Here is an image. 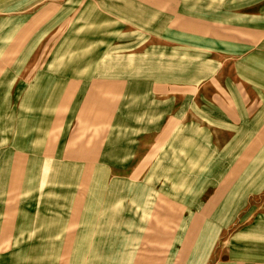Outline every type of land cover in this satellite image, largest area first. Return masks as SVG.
I'll return each instance as SVG.
<instances>
[{
    "label": "crops",
    "instance_id": "0c3cea01",
    "mask_svg": "<svg viewBox=\"0 0 264 264\" xmlns=\"http://www.w3.org/2000/svg\"><path fill=\"white\" fill-rule=\"evenodd\" d=\"M122 1L123 5L117 7V17L114 18L91 12L92 5L83 10L79 21H85V33L92 37L108 32L139 35V41L127 45L134 48L121 49H133L134 53L127 57L138 61L140 67L142 62L148 68L155 66L157 57L163 55L173 60V54L175 57L181 51H191L186 54L189 63L184 65L197 69L191 76L181 77L177 82H172L171 77L168 85L171 84L172 88L167 90L164 104L166 111L159 110L161 103L152 87L145 91L137 89L133 95L135 99L149 95L150 105L144 112L140 108L133 112V124L115 125L119 126L118 129L125 128V134L120 136L122 141H119L124 147L121 158H135V161L138 158H145L144 161L148 158L150 161L152 158H202L206 164L203 172L196 171L200 174H196V178L208 180L197 185L194 193L200 196L203 211L236 212L231 214L233 221L235 218L242 220L244 214L239 212H254L255 216L225 242H222L226 238L223 235L225 225L216 219L214 234L199 236L204 242L213 244L211 251L204 252L201 257L206 260L203 264H264V0ZM22 2L30 0H0V12H10L0 16V85L16 82L24 72L18 63L25 60L31 47L34 51L41 49V13L31 23L28 16H13L14 7H19L15 3ZM218 2L227 3L228 9L222 11L213 5L207 12V7ZM68 12L64 17L70 19L74 12L72 8ZM73 22L76 24V16ZM60 23L45 26L43 34L58 31L66 24ZM35 34L39 41L33 47L30 39ZM143 35H150L148 43L141 42ZM90 41L92 45L96 42ZM179 41L183 45L175 44ZM66 48L52 62L56 70L54 74L59 75L60 86L56 85L61 89L68 82L72 100L77 95L78 65L83 61L79 63V49L75 44L70 43ZM121 49L119 53L123 52ZM86 56L85 80L93 82L91 95L87 90L81 91L87 99H93V91L98 88L94 79H112L127 73L123 55L119 54L109 64L105 55L100 54L96 59H92L93 55ZM181 58L178 59L180 64L173 65L183 67ZM173 65L167 63V66ZM101 88L106 87L102 85ZM10 90L12 88L7 92ZM21 92L20 89L17 95ZM105 95H96L95 98ZM10 96L15 97L14 94ZM3 97L8 96L0 94V98ZM59 97L65 98V95ZM73 105L75 112L68 114L71 124L74 119L77 124L69 138L62 135L66 118H55L63 124H55L49 137L41 128V197L32 208L38 212V218L31 219L36 213L31 214L30 203L22 210L25 216H29L27 218L14 217L8 205L0 209V216H5L0 220V264H77L78 228L83 219L86 225L93 227L96 210L99 215L95 223L104 224V210L110 209L108 186L101 188L99 202L96 193L94 206L95 192L88 185L78 189V183L72 182V176H69V163H73L76 178V158H85L84 162L98 158L97 149L100 148L104 151L101 158L110 155V112L106 106H102V110L96 105L93 108L86 100L78 114V104ZM60 111V116H67L65 108L61 107ZM165 114V124H162L160 121ZM146 115L149 120L143 126ZM60 139L64 152L58 156L54 152ZM58 158L66 164L62 174L54 171ZM190 171L194 172L191 167ZM87 173L93 180V172ZM109 178L110 168L102 174L103 184L104 180L108 183ZM91 233L87 258L94 255Z\"/></svg>",
    "mask_w": 264,
    "mask_h": 264
},
{
    "label": "rangeland",
    "instance_id": "374dc122",
    "mask_svg": "<svg viewBox=\"0 0 264 264\" xmlns=\"http://www.w3.org/2000/svg\"><path fill=\"white\" fill-rule=\"evenodd\" d=\"M88 1L30 0L28 3H15L19 7H14L13 16H28L30 23L41 13L42 29L45 26L52 27L59 24V21H61L60 24L64 22L66 24L62 25L63 29L61 26V29L49 34H43L44 30L41 29V49L34 51L31 47L25 60L18 63L21 66L20 69L24 68L23 74L13 84L0 85V94L8 96L0 98V209L8 205L13 210L14 217L27 218L29 216H25L22 210L30 203L31 214L36 213V216H31V219L38 218V212L33 211L32 208L41 197L39 196L41 192V128L45 129L49 137V132L54 131L55 124L58 126L63 124L55 121V118H66L62 135L69 138L70 133L76 129L77 120L74 119L71 124L68 112H75L72 108L73 104L77 103L79 114L88 100V105L93 108L96 105L98 110H102V106L109 109L110 155L106 156L107 158H101L104 151L100 148L97 149L98 158H89L87 162H84L85 158H76V178L71 162L69 176H72V182L78 183V189L85 185L92 188L95 192L94 206L97 202L96 193H98L99 202L100 190L103 185L104 187L107 185L110 190V209L104 210L103 225L95 223V218L99 215L95 212L96 210L93 227L86 225V220L83 219V224L78 228L77 264H140V261L141 264H203L206 260L201 257L204 256V252L211 251L210 247L213 244L204 242V239L201 240L199 236L213 235L214 223L217 219V222L225 225L226 230L223 235L226 238L222 240L225 242L239 227L246 225L250 218L255 217L254 212H239L240 215L244 214L241 221L238 219L237 221L236 218L233 221L231 214L236 212L227 210L204 212L200 196L194 193L197 185L208 180L196 178V174L200 175L196 171L203 172L206 164L202 158H152L151 161L149 158L147 161H144L145 158H138L137 161L135 158H121L124 147L119 141H122L120 136L125 134V128L118 129L119 126H115L133 124V112L138 108L144 112L146 106L150 105L149 95L142 96L140 100L135 99L133 95L137 89L145 91L152 87L153 93H157V101L161 103L159 110L166 111L164 104L166 92L172 88L171 84L168 85L171 77L172 82H177V79L181 77L191 76L197 69V67L184 65L189 63L186 54L191 51L178 50L181 52L175 57L173 54V60L163 55L157 57L155 66L148 68V65L142 62L140 67L138 61L127 57L128 54L134 53L133 49H121L134 48L127 45L139 41V35L108 32L92 37L85 33L86 29L83 27L85 21H79L82 11L91 5L90 11L93 13H104L110 18L117 17V7L123 5V1ZM22 5H29V7L24 8ZM213 5L222 11L227 10L229 6L227 3L218 2L207 7V12L211 11ZM70 8L74 15L68 19L64 16L69 13ZM9 13L0 12V16H6ZM74 16L77 17L76 24L73 22ZM122 29L124 28H120ZM149 36L143 35L141 42L148 43ZM37 38V34L31 36L30 44L33 47L39 41L36 40ZM90 40L96 42L92 45ZM70 43L75 44L79 49L77 52L79 63L83 61L82 65H78L77 95L72 100L69 98L71 91L68 90V82L61 89L56 85L60 86L59 75L54 74L56 70L52 62L60 57L59 53L67 49L66 46ZM175 44L183 45L180 41ZM119 49L123 52L119 53ZM142 53L145 52L142 51ZM100 54L107 56L105 59L107 64L118 58L119 54L123 55V64L127 67V73L112 79L108 77L94 79L97 80L95 85L98 88L93 91L94 98L90 100L81 93L87 90L88 95H91L93 84L85 80L84 72L88 68L84 61L87 59L86 55H93L92 59H96ZM179 58L183 60V67L173 65L180 64ZM167 63L172 64L173 67L167 66ZM136 73L139 75L131 77ZM98 80H106V82H98ZM102 85L106 88H101ZM10 88L13 93H11L12 90L7 92ZM20 89L22 92L17 95ZM11 94L15 97L12 98ZM41 94H44L42 99ZM61 94L65 95V98H60ZM96 95L105 96L96 99ZM61 107L66 109L67 116H60ZM166 116V114L163 115L160 121L162 124H165ZM148 120L147 115L143 117L142 125H146ZM61 143L62 139L56 145L55 155L63 154ZM64 162L58 158L55 161L54 171L62 174L65 168L63 165H66ZM190 167L194 172L190 171ZM109 168L110 178L108 183L104 180L106 183L103 184L102 174ZM87 172H93V180ZM258 198L262 201V196ZM89 212L92 213V211ZM84 214L86 215V212ZM3 218L5 216H0V220ZM88 222L91 220L88 219ZM231 223L233 224L230 227ZM91 232H93L94 255L92 258H87Z\"/></svg>",
    "mask_w": 264,
    "mask_h": 264
}]
</instances>
